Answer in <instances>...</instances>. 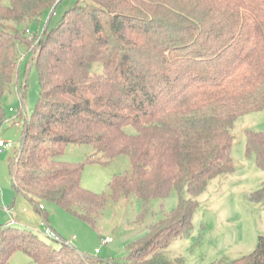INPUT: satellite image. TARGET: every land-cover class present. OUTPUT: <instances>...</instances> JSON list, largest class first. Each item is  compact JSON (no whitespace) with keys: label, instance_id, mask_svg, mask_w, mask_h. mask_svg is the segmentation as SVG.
<instances>
[{"label":"trees","instance_id":"1","mask_svg":"<svg viewBox=\"0 0 264 264\" xmlns=\"http://www.w3.org/2000/svg\"><path fill=\"white\" fill-rule=\"evenodd\" d=\"M64 1L0 0V134L4 98L18 84L21 44L33 52L39 77L22 148L9 160L15 189L41 212L39 204L51 203L95 224L108 198L81 185L84 163L59 158L68 145L92 146L86 162L127 155L132 171L112 180L113 199L138 197L140 220L174 187L180 200L129 244L119 264H171L166 250L194 230L195 198L234 169L235 121L264 111V0H77L55 26L11 31L40 23ZM246 136L247 155L264 170V133ZM256 196L264 199V184ZM43 218L49 222L46 212ZM55 242L59 247L1 226L0 264L17 251L38 264H106ZM218 264H264V236L252 254Z\"/></svg>","mask_w":264,"mask_h":264},{"label":"rangeland","instance_id":"2","mask_svg":"<svg viewBox=\"0 0 264 264\" xmlns=\"http://www.w3.org/2000/svg\"><path fill=\"white\" fill-rule=\"evenodd\" d=\"M76 1L65 0L56 10L45 14L40 23L20 27L11 25V31L26 28L35 34L37 30L43 31L47 24L55 26ZM89 1L81 0L83 3ZM33 58V52L21 44L18 48V84L11 86L3 101L6 124L0 139L12 142L14 147L0 150V228L11 224L27 231H36L42 240L54 247H59L60 243L55 242V238L59 237L86 255H98L106 264H119L127 257L130 243L145 236L149 227L158 223L165 213L177 208L180 192L174 187L166 199L152 200L148 205V214L144 220H140L144 208L138 197L131 195L117 201L111 196L112 180L132 171L131 158L118 155L106 164L86 162L94 155L92 146L68 145L59 160L84 163L81 185L107 197L108 203L98 221L92 224L62 207L44 202L42 204L49 217V223L45 222V212H40L36 204L17 193L9 167V160L17 155L23 145V123L32 118L39 98V77ZM23 94L24 101L21 98ZM10 109L15 111L10 112ZM128 131L133 132V129L129 128ZM247 131L264 133V111L245 115L235 121L231 129L234 137V169L227 175L211 179L204 192L195 198L199 205L193 216L194 230L187 239L174 240L166 250L165 255L171 264L237 261L252 254L259 237L264 236V199L256 196L264 184V170L257 165L255 156L247 155ZM182 195L186 199L192 198L187 190ZM46 230L51 231V237L42 234ZM106 238L113 242L104 243ZM96 250H99V254H96ZM7 264L38 263L24 251H17Z\"/></svg>","mask_w":264,"mask_h":264},{"label":"built area","instance_id":"3","mask_svg":"<svg viewBox=\"0 0 264 264\" xmlns=\"http://www.w3.org/2000/svg\"><path fill=\"white\" fill-rule=\"evenodd\" d=\"M28 34H31L29 31H28ZM32 36V35H31ZM33 37V36H32ZM11 112H14L15 110L14 109H10ZM14 145L12 142H8V141H4L2 139H0V150L1 151H6L10 148H13ZM39 208L40 210H44V206L42 204H39ZM43 235H46L48 237H51L52 236V233L51 231L49 230H46L44 233H42ZM55 240H59V237H56ZM113 240L110 239V238H106L104 243L108 244V243H112ZM96 254H99V250H96Z\"/></svg>","mask_w":264,"mask_h":264},{"label":"crops","instance_id":"4","mask_svg":"<svg viewBox=\"0 0 264 264\" xmlns=\"http://www.w3.org/2000/svg\"><path fill=\"white\" fill-rule=\"evenodd\" d=\"M41 212V211H40ZM49 223V222H48ZM50 227V226H49ZM36 233V231H34Z\"/></svg>","mask_w":264,"mask_h":264}]
</instances>
